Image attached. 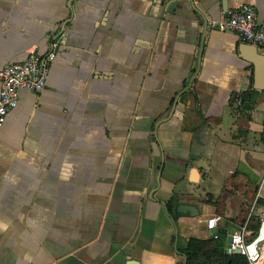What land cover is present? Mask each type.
Returning <instances> with one entry per match:
<instances>
[{
  "label": "crops",
  "instance_id": "obj_1",
  "mask_svg": "<svg viewBox=\"0 0 264 264\" xmlns=\"http://www.w3.org/2000/svg\"><path fill=\"white\" fill-rule=\"evenodd\" d=\"M194 3L207 22L164 0H0V70L59 40L0 127V264H185L191 238L264 217V89L248 42L208 24L248 3L264 25V0Z\"/></svg>",
  "mask_w": 264,
  "mask_h": 264
},
{
  "label": "built area",
  "instance_id": "obj_2",
  "mask_svg": "<svg viewBox=\"0 0 264 264\" xmlns=\"http://www.w3.org/2000/svg\"><path fill=\"white\" fill-rule=\"evenodd\" d=\"M208 24L219 30L235 31L244 41L264 48V25L259 23L257 10L251 4H240L228 11L223 18L210 20ZM58 47L59 40L54 39L49 52L45 55H39L31 50L25 60L7 64L0 70V127L5 123L9 112L17 107L21 88L36 92L44 89ZM244 101V95L239 94L237 102L241 104ZM263 185L264 173L250 204V217L259 208ZM222 219L219 214L212 215L207 222L208 229L218 227ZM249 221V218L246 219L232 230H216L212 233V238L222 241V251L229 253V250L238 249L240 254L246 256L249 264H264V217L260 220L257 233L249 228ZM229 234H232L231 247L227 245Z\"/></svg>",
  "mask_w": 264,
  "mask_h": 264
},
{
  "label": "trees",
  "instance_id": "obj_3",
  "mask_svg": "<svg viewBox=\"0 0 264 264\" xmlns=\"http://www.w3.org/2000/svg\"><path fill=\"white\" fill-rule=\"evenodd\" d=\"M247 96V94H245ZM176 198H172L167 208L172 210ZM260 221L251 225L253 231L257 233ZM222 241L220 239H201L191 238L184 247H179L185 258V264H249L246 256L236 253H227L221 249Z\"/></svg>",
  "mask_w": 264,
  "mask_h": 264
},
{
  "label": "water",
  "instance_id": "obj_4",
  "mask_svg": "<svg viewBox=\"0 0 264 264\" xmlns=\"http://www.w3.org/2000/svg\"><path fill=\"white\" fill-rule=\"evenodd\" d=\"M168 6V11L173 12L175 8L187 9L188 3H190L191 8L196 11L199 16L206 21L205 14L200 10L194 3V0H164ZM185 8V9H184ZM241 56L254 64V78L255 85L254 88L258 90L264 89V53L259 52V47L253 43H244L241 46ZM191 105L195 103V96L192 94L190 96ZM178 213L185 215H194L198 213L196 206L191 204L180 203L177 206ZM232 234H229L227 237V245L231 247ZM229 253L240 254L238 249L229 250ZM127 264H140L138 260L130 259L127 261ZM195 264H199V261H196Z\"/></svg>",
  "mask_w": 264,
  "mask_h": 264
}]
</instances>
